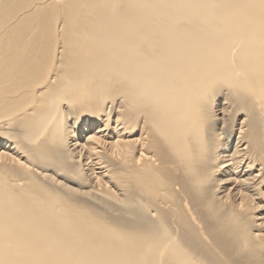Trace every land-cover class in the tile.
<instances>
[{
  "label": "bare ground",
  "instance_id": "1",
  "mask_svg": "<svg viewBox=\"0 0 264 264\" xmlns=\"http://www.w3.org/2000/svg\"><path fill=\"white\" fill-rule=\"evenodd\" d=\"M0 264H264V0H0Z\"/></svg>",
  "mask_w": 264,
  "mask_h": 264
}]
</instances>
